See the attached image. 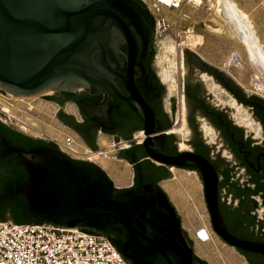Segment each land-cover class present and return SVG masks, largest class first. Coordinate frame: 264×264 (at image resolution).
I'll return each mask as SVG.
<instances>
[{
    "label": "water",
    "instance_id": "1",
    "mask_svg": "<svg viewBox=\"0 0 264 264\" xmlns=\"http://www.w3.org/2000/svg\"><path fill=\"white\" fill-rule=\"evenodd\" d=\"M145 8L133 0H0V91L48 100L44 95L56 92L105 93L103 102L82 107L89 119L111 128L108 104L114 95L122 98L118 69L127 63L129 97L123 100L150 125L153 114L135 84L147 78L153 47L156 53V24ZM13 151L27 174L20 191L39 222L12 221L16 225L105 236L127 264H196L181 218L159 186L118 189L102 168L57 148ZM210 210L218 215L215 205ZM219 234L237 243L225 229Z\"/></svg>",
    "mask_w": 264,
    "mask_h": 264
},
{
    "label": "flooded vegetation",
    "instance_id": "2",
    "mask_svg": "<svg viewBox=\"0 0 264 264\" xmlns=\"http://www.w3.org/2000/svg\"><path fill=\"white\" fill-rule=\"evenodd\" d=\"M123 49L127 51L126 46ZM152 51L147 78L135 81L143 102L153 114L151 126L146 117L123 100L129 97L124 81L127 63L118 69L122 98L114 95L108 104L111 128H104L85 115L84 101L101 103L105 98V93L92 94L87 90L52 94L49 101L59 108L58 121L92 152H98L100 136L107 137L117 152L115 158L130 169L129 185L118 189L155 184L166 194L179 217L163 184L175 179L174 171L194 175L208 216L204 228L212 235L211 240L218 239L243 264H264V102L243 90L232 66L193 53L181 56L182 82L171 91L154 67L157 60L154 47ZM174 93L180 97L178 105ZM232 102L248 113L254 128L239 123ZM68 106L76 110L77 116L66 112ZM0 123L13 132V138L23 139V134L6 122L0 119ZM6 138L0 133V141ZM45 142L34 148L51 147ZM14 148L29 151L20 146ZM15 157L20 159L11 151L8 157L0 158V189L9 187L21 176L27 177L23 164L18 167ZM196 195L200 196L199 192ZM214 205L219 216L210 210ZM224 229L238 244L219 234Z\"/></svg>",
    "mask_w": 264,
    "mask_h": 264
},
{
    "label": "rangeland",
    "instance_id": "3",
    "mask_svg": "<svg viewBox=\"0 0 264 264\" xmlns=\"http://www.w3.org/2000/svg\"><path fill=\"white\" fill-rule=\"evenodd\" d=\"M232 1L248 16L255 35L264 50V0ZM218 9L219 2L216 12L202 10L194 15L193 23L197 30L196 35H200L201 37L198 48H189L187 46L188 42L184 41V39H187L186 35L181 40L173 37L169 42L159 43L157 41V46L153 40V44L156 47L155 55L157 56V60H154V65L158 69L157 72L161 76L167 73L169 79L166 86L169 87V90L172 88L171 91H173L174 87L176 88L175 85L182 82L183 69L181 68V56L184 55V50L187 49L194 54L209 58L214 63L227 67L232 66V71L236 74L243 90L249 95H254L264 100V68L259 73L251 65L247 46L234 30L223 23ZM180 41L183 45L179 47L177 43ZM0 94L4 95L0 97V102L3 106L10 107L12 116L20 120L19 122L10 119L0 110V113L7 116L8 120L1 117L0 119L6 122L8 126L30 138L59 144L61 149H64H62V152L64 151L66 154H69L68 156L73 160L89 162L85 157L77 154V152L79 154L88 152L87 148L78 136L58 121L57 113L59 108L55 104L42 97L25 102H16L12 95L4 92H0ZM52 94L48 93L44 96L48 97L52 96ZM175 97L176 104L178 105L180 97L176 93ZM65 110L67 113L77 116L76 110L71 106L66 107ZM52 132H54V136H52ZM65 138H72L76 141V145L73 148L75 152L65 147ZM112 145L113 143L109 144V149L107 150L99 146L97 151L101 153V157L111 165L112 169L115 167H117V170L120 167L128 168V166L115 158L117 152ZM94 162H100L107 166L99 157ZM105 172L110 175L117 186L126 185L127 180L123 177L120 170L118 171L119 174L116 175L117 177L110 172V169L105 168ZM175 178V180L169 182L175 192H169V194L178 209L182 219V226L193 242L196 256L205 260L208 264H243L241 258L218 239L203 244L196 237V231L204 228L208 217L206 207L201 204L200 186L192 174L175 171ZM198 192L200 196L196 195Z\"/></svg>",
    "mask_w": 264,
    "mask_h": 264
},
{
    "label": "built area",
    "instance_id": "4",
    "mask_svg": "<svg viewBox=\"0 0 264 264\" xmlns=\"http://www.w3.org/2000/svg\"><path fill=\"white\" fill-rule=\"evenodd\" d=\"M141 1L154 17L156 46L158 42H169L173 37L181 40L186 35L185 42L195 38L194 15L202 10L216 12L218 8V0ZM177 45L180 47L183 43L180 41ZM56 145L62 152L61 146ZM0 264L127 263L105 236L45 224L16 225L7 220L0 222Z\"/></svg>",
    "mask_w": 264,
    "mask_h": 264
},
{
    "label": "bare ground",
    "instance_id": "5",
    "mask_svg": "<svg viewBox=\"0 0 264 264\" xmlns=\"http://www.w3.org/2000/svg\"><path fill=\"white\" fill-rule=\"evenodd\" d=\"M219 2V15L221 20L223 21L224 24H226L230 29L234 30L236 34L239 36V38L245 43L247 46V50L249 53V59L251 61V65L257 70L259 73L262 72V68H264V50L258 40V38L255 35V32L253 30V27L249 21L248 16L241 10L239 7L232 1V0H218ZM237 36V37H238ZM201 37L200 35L196 36L195 38H189L187 40V46L189 48H198L201 42ZM264 72V70H263ZM163 80L167 81L168 75L167 73H164L162 75ZM172 90V88H170ZM175 91V90H174ZM176 92V91H175ZM172 93V92H171ZM4 95L0 94V97ZM16 102H25L28 100H33L37 99V97L34 98H26V97H20V98H15ZM233 107L238 111V121L239 123L243 124L244 126H247V128H254L255 125L253 121L249 118V116L241 110L240 107H238L234 102H232ZM0 110L5 113L10 119H14L20 122L19 119L15 118L12 116L11 108L3 106V104L0 102ZM257 128V127H256ZM183 129V128H182ZM258 129V128H257ZM51 133V132H50ZM54 136V132H52ZM57 135V134H56ZM143 135V134H142ZM105 139V138H104ZM66 140V145L65 147L72 151L74 146L76 145V142L72 138H65ZM103 145L106 144V141L102 142ZM109 145V144H108ZM107 147V146H106ZM183 149H185V146H183ZM186 150V149H185ZM83 151V150H82ZM64 152V151H63ZM78 155H81V157H85L88 161L94 162V160L98 159L99 155L98 154H93L90 152H82ZM100 154V153H99ZM69 155V154H67ZM119 170H116V175H118ZM121 171V170H120ZM125 173V174H124ZM122 173V175H126L128 172L125 171ZM164 188L168 192H172V186L169 184H165ZM211 234L208 232L206 229H200L196 231V237L201 241V242H210L211 241Z\"/></svg>",
    "mask_w": 264,
    "mask_h": 264
},
{
    "label": "trees",
    "instance_id": "6",
    "mask_svg": "<svg viewBox=\"0 0 264 264\" xmlns=\"http://www.w3.org/2000/svg\"><path fill=\"white\" fill-rule=\"evenodd\" d=\"M93 1V0H92ZM138 5H140L144 10L145 6L140 0H133ZM255 100H264L257 96H254ZM49 100H52V97H49ZM81 104V103H80ZM0 133L4 136H8L6 140L0 141V158L8 157L13 151L14 147L20 146L31 151L35 146L39 144L46 143L43 140H37L23 135L22 140H16L13 138L12 131L2 123H0ZM51 147L58 148L54 142H47ZM18 162L17 166L22 165L21 160L18 157H15ZM27 177L24 178L21 176L16 181L10 183L9 187L5 189H0V220L6 221L11 220L15 223H39L37 222L30 214L28 202L26 198L21 193V187L26 183ZM196 264H208L205 260L201 259L198 256H195Z\"/></svg>",
    "mask_w": 264,
    "mask_h": 264
},
{
    "label": "crops",
    "instance_id": "7",
    "mask_svg": "<svg viewBox=\"0 0 264 264\" xmlns=\"http://www.w3.org/2000/svg\"><path fill=\"white\" fill-rule=\"evenodd\" d=\"M105 138V139H104ZM103 141H106V144L105 145H103ZM76 142V141H75ZM108 144H110L111 145V143L109 142V140H108V138L107 137H105V136H101L100 138H99V146L102 148V147H104V148H106V150L107 149H109L108 147ZM107 146V147H106ZM87 148V147H86ZM63 149V148H62ZM64 150V149H63ZM87 151L88 152H90V153H93V154H98L99 155V158L102 160V161H104L106 164H107V166H105V165H103L102 163H100V162H93V163H95V164H97L98 166H100L104 171H105V168L106 169H110V172L115 176V177H117L116 176V170H117V167H115V168H113L114 169V171H112L113 169L111 168V165L108 163V162H106L102 157H101V153L99 154V152H92L91 150H89L88 148H87ZM90 162H92V161H90ZM112 169V170H111ZM119 170H121V172L122 173H124L125 171H127L128 173L126 174V175H124L123 177L127 180L126 181V185H124V186H117L115 183H114V185L117 187V188H124V187H127L128 185H129V181H130V170L127 168V167H120V169ZM175 172V171H174ZM125 174V173H124ZM129 177V178H128ZM176 179V178H175ZM174 179V180H175ZM165 184H169V182L168 183H165ZM165 184H163V188H164V185ZM170 185V184H169ZM171 186V185H170ZM165 189V188H164ZM172 192L174 193L175 192V190L174 189H172ZM167 193H169L168 191H167ZM170 195V194H169ZM176 206V205H175ZM203 229H205V228H203ZM213 240V239H212ZM211 240V241H212ZM203 244H206V243H208V242H202Z\"/></svg>",
    "mask_w": 264,
    "mask_h": 264
}]
</instances>
